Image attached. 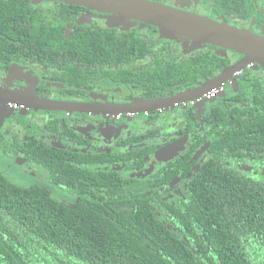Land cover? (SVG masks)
Returning a JSON list of instances; mask_svg holds the SVG:
<instances>
[{
    "label": "flooded vegetation",
    "instance_id": "flooded-vegetation-1",
    "mask_svg": "<svg viewBox=\"0 0 264 264\" xmlns=\"http://www.w3.org/2000/svg\"><path fill=\"white\" fill-rule=\"evenodd\" d=\"M136 1L264 38V0ZM92 4L104 10L0 0V165L69 208L126 215L127 246L157 232L212 257L209 214L223 209L203 200L221 199L227 178L264 186V67Z\"/></svg>",
    "mask_w": 264,
    "mask_h": 264
},
{
    "label": "trees",
    "instance_id": "trees-1",
    "mask_svg": "<svg viewBox=\"0 0 264 264\" xmlns=\"http://www.w3.org/2000/svg\"><path fill=\"white\" fill-rule=\"evenodd\" d=\"M229 179L215 204L203 200L223 211L209 214L219 218L209 227L214 254L199 261L191 252L176 253L157 232L127 246L135 228L126 215L111 219L93 211V200L72 209L45 188L23 187L0 174V264H264V186Z\"/></svg>",
    "mask_w": 264,
    "mask_h": 264
},
{
    "label": "water",
    "instance_id": "water-1",
    "mask_svg": "<svg viewBox=\"0 0 264 264\" xmlns=\"http://www.w3.org/2000/svg\"><path fill=\"white\" fill-rule=\"evenodd\" d=\"M76 5H87L103 9L92 3H117L125 16H140L143 20L159 27L175 37L188 38L202 44H212L243 56L239 68L249 64L264 67V38L208 18L172 11L163 6L151 5L136 0H61ZM104 10V9H103ZM223 75L217 78L223 82ZM220 82V83H221Z\"/></svg>",
    "mask_w": 264,
    "mask_h": 264
},
{
    "label": "rangeland",
    "instance_id": "rangeland-1",
    "mask_svg": "<svg viewBox=\"0 0 264 264\" xmlns=\"http://www.w3.org/2000/svg\"><path fill=\"white\" fill-rule=\"evenodd\" d=\"M1 108V107H0ZM8 170L4 169L1 165H0V170L4 171L7 175H8V178L13 182V183H16V184H19V185H23V186H29L30 184H32L31 182H34L37 183L39 182L38 179L39 177L37 175L33 176L32 174H26L23 172V170H18L17 168H10L8 167L7 168ZM26 184V185H25ZM57 193V192H56ZM55 196V192L53 193ZM59 194H66L64 192H59ZM65 200L66 202H68V199H63Z\"/></svg>",
    "mask_w": 264,
    "mask_h": 264
}]
</instances>
